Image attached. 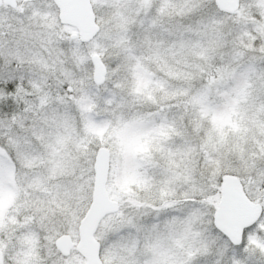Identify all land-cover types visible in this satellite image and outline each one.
<instances>
[{
  "label": "snow or ice",
  "instance_id": "1",
  "mask_svg": "<svg viewBox=\"0 0 264 264\" xmlns=\"http://www.w3.org/2000/svg\"><path fill=\"white\" fill-rule=\"evenodd\" d=\"M228 2L97 0L85 41L0 0V264H76L73 230L87 264H264V0Z\"/></svg>",
  "mask_w": 264,
  "mask_h": 264
},
{
  "label": "water",
  "instance_id": "2",
  "mask_svg": "<svg viewBox=\"0 0 264 264\" xmlns=\"http://www.w3.org/2000/svg\"><path fill=\"white\" fill-rule=\"evenodd\" d=\"M61 17L66 19L70 24L77 27L79 33H83V39L90 40L95 34V25L93 23L94 12L91 7L90 0H62ZM226 7H230V3L226 0ZM101 81L104 79L105 66L98 64L93 70ZM106 169V165H105ZM107 180V175L104 177ZM64 248L70 252L74 247L76 251L84 258L82 264H87L89 256H95V242L83 243L82 238L78 236L77 241L74 243L71 235L65 237L62 241Z\"/></svg>",
  "mask_w": 264,
  "mask_h": 264
},
{
  "label": "rangeland",
  "instance_id": "3",
  "mask_svg": "<svg viewBox=\"0 0 264 264\" xmlns=\"http://www.w3.org/2000/svg\"><path fill=\"white\" fill-rule=\"evenodd\" d=\"M90 2H91L92 10H93V8L96 7V5H97V0H90ZM75 28L77 29L76 26H75ZM105 72H106V68H105ZM104 76H105V74H104ZM108 180H110V174L107 175L106 181H108ZM11 203H12V196L8 192H5L2 202H0V212L6 214ZM70 235H71V237L75 243L78 239L77 232L73 230L70 232ZM70 253L72 254V257H73L74 261L76 262V264H82L84 262V258L76 251V249L74 247L71 248Z\"/></svg>",
  "mask_w": 264,
  "mask_h": 264
}]
</instances>
